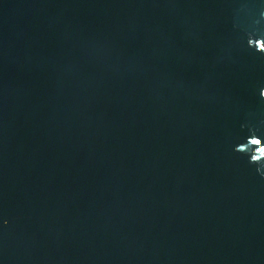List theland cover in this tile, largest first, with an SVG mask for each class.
<instances>
[{
	"label": "water",
	"instance_id": "1",
	"mask_svg": "<svg viewBox=\"0 0 264 264\" xmlns=\"http://www.w3.org/2000/svg\"><path fill=\"white\" fill-rule=\"evenodd\" d=\"M250 38L264 0H0V264H264Z\"/></svg>",
	"mask_w": 264,
	"mask_h": 264
},
{
	"label": "clouds",
	"instance_id": "2",
	"mask_svg": "<svg viewBox=\"0 0 264 264\" xmlns=\"http://www.w3.org/2000/svg\"><path fill=\"white\" fill-rule=\"evenodd\" d=\"M256 40H260V39H256ZM252 41L253 39L250 38L248 41L249 46H253L257 51L264 53V50H261L257 48V46H254ZM262 93H264V89L260 91V97L264 98V94ZM262 141L264 140H262L259 136H257L253 131L252 134L249 135V137L247 138L246 143L240 144L235 149L238 152L250 155L249 162L257 165L258 173L264 170V144L261 143Z\"/></svg>",
	"mask_w": 264,
	"mask_h": 264
}]
</instances>
